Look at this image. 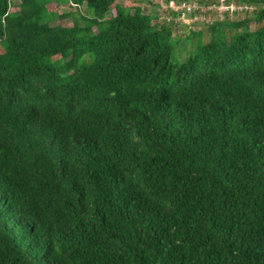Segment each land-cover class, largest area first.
<instances>
[{
  "label": "trees",
  "instance_id": "trees-1",
  "mask_svg": "<svg viewBox=\"0 0 264 264\" xmlns=\"http://www.w3.org/2000/svg\"><path fill=\"white\" fill-rule=\"evenodd\" d=\"M226 1L0 0V264H264V0Z\"/></svg>",
  "mask_w": 264,
  "mask_h": 264
},
{
  "label": "built area",
  "instance_id": "built-area-1",
  "mask_svg": "<svg viewBox=\"0 0 264 264\" xmlns=\"http://www.w3.org/2000/svg\"><path fill=\"white\" fill-rule=\"evenodd\" d=\"M147 8L158 12L160 19L192 26L197 23H214L249 7L226 0H142ZM231 17V16H230Z\"/></svg>",
  "mask_w": 264,
  "mask_h": 264
},
{
  "label": "rangeland",
  "instance_id": "rangeland-1",
  "mask_svg": "<svg viewBox=\"0 0 264 264\" xmlns=\"http://www.w3.org/2000/svg\"><path fill=\"white\" fill-rule=\"evenodd\" d=\"M124 0H118V2H123ZM14 2H19V0H14ZM13 10H16V8L14 7L13 8ZM72 9H71V5L68 3V4H65V5H63V6H61L59 9H58V12L59 13H65V12H69V11H71ZM82 10L85 12L86 11V9H85V7H82ZM234 15H230L231 16V18H233L234 16H236V13H233ZM242 15V14H241ZM237 16H240V14L239 15H237ZM53 24H63V25H72L73 24V18L72 17H67V18H63V19H59V20H57V21H55V22H53ZM94 30H96V29H94ZM184 38H185V36H183ZM197 39H198V41L199 40H201V37H197L195 40H194V42L195 41H197ZM204 40V39H203ZM186 42V41H185ZM186 43H188V45H189V48H188V46H187V49H182V52L181 53H183V54H179L180 53V50H181V48H182V46L183 45H180V50H178V52L179 53H175L174 55H173V60H175V61H180V60H184L186 57H187V55L192 51V45L189 43V42H186ZM205 43V42H204ZM197 47V46H196ZM195 47V48H196ZM194 48V49H195ZM188 50H189V53H188Z\"/></svg>",
  "mask_w": 264,
  "mask_h": 264
},
{
  "label": "clouds",
  "instance_id": "clouds-1",
  "mask_svg": "<svg viewBox=\"0 0 264 264\" xmlns=\"http://www.w3.org/2000/svg\"><path fill=\"white\" fill-rule=\"evenodd\" d=\"M142 1V0H141ZM142 3H143V8L145 9V11L146 12H148V13H150V14H153V12H155L156 13V15H157V17H158V19L159 20H163V22H165V23H167V24H172L173 26H184V25H186L187 26V28H188V31H191V30H193V29H196V30H198V29H200L201 27H202V25L201 24H204V23H197V24H194V25H192V26H189V25H187V24H182V23H180V22H169L167 19H160V17L158 16V12H157V10L155 9V7H153V8H147L146 7V4L142 1ZM236 14H238V13H236ZM227 17H230V16H227ZM226 17V18H227ZM225 18V19H226ZM231 18V17H230ZM225 19H223V20H225ZM223 20H220V21H223ZM185 30V29H184ZM184 30H180L179 32H181L182 31V35H184Z\"/></svg>",
  "mask_w": 264,
  "mask_h": 264
}]
</instances>
